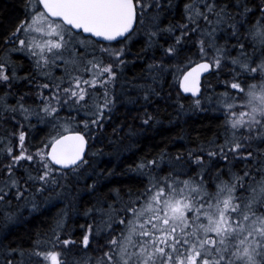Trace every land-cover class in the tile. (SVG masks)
Instances as JSON below:
<instances>
[{
    "label": "snow or ice",
    "instance_id": "obj_1",
    "mask_svg": "<svg viewBox=\"0 0 264 264\" xmlns=\"http://www.w3.org/2000/svg\"><path fill=\"white\" fill-rule=\"evenodd\" d=\"M33 3L39 7L33 9ZM173 6L174 0H27L29 14L5 43L10 42L13 50H25L45 82L37 83L34 76L8 74L5 63L0 62V85L11 89L13 83L23 79L29 86L35 84V99L39 101L32 108L25 99L28 94L21 93L11 105L8 97L15 94H0V118L9 113L15 120L16 114H22L25 120L35 116L38 122L55 124L61 109H65L73 117L82 116L78 123L83 128L102 131L117 103L113 87L118 70L127 63L125 47L121 45H126L138 31L143 32L149 48L159 47L169 58L167 63L154 60L148 64L151 84L133 86L140 92L138 98L147 103L159 96L155 85L170 71L169 65L184 54V45L193 34L196 61L188 58L191 67L187 69L180 64L175 67L179 92L199 96L201 75L219 70L222 64L235 66L232 71L236 75L228 86L236 93L245 92L238 80L240 71L264 74V62L254 65L247 59L249 54L239 41L236 18L226 4L186 0L183 23L162 24L164 14H170ZM248 11L244 5L240 15ZM261 11L264 13V7ZM221 34L223 44L218 42ZM251 35L264 43V24H259ZM234 37L236 44H228ZM162 39L166 47L160 43ZM232 47H238L245 59L231 57ZM53 68L60 69L62 75L48 80ZM247 95L248 111L232 112L234 104L224 102L229 110L224 140L212 150L201 149L202 155L189 157L190 163L200 169L213 161L223 162L224 168L217 165L207 169V177L180 179L172 173L156 174L163 156L141 161L135 171L146 178L143 192L121 206L118 213L111 206L97 207L99 223L95 230L91 225L86 229L79 241L81 251L71 260L67 259L72 255L70 246L77 245V241L60 238L61 220L53 230L52 242L67 250L63 253L65 259H61V252L43 249L38 238L31 249H7L0 264H264V92L257 95L251 89ZM193 104L199 109L201 100ZM150 120L149 115L143 124ZM17 127H21L19 121ZM14 135L16 154L0 140V156L8 157L6 163H0V222L4 223L15 220L11 208L14 201L17 207L30 203L34 210L37 196L47 194L50 198L63 190L64 182L69 177L78 178L75 174L88 164V140L82 132L62 127L33 152L24 147L23 131ZM235 161L244 165L242 174L232 171L230 165ZM21 171L22 176L18 174ZM213 172L215 183L209 190L206 180ZM100 233L105 234L103 250H97L94 258L90 245L96 243Z\"/></svg>",
    "mask_w": 264,
    "mask_h": 264
},
{
    "label": "trees",
    "instance_id": "obj_2",
    "mask_svg": "<svg viewBox=\"0 0 264 264\" xmlns=\"http://www.w3.org/2000/svg\"><path fill=\"white\" fill-rule=\"evenodd\" d=\"M185 2L186 0H174L171 13L166 12L161 23L165 25L169 22L183 23ZM217 3L226 4L228 10L235 16L239 41L244 43L245 51L249 54L247 59L250 63L258 65L264 57V43L253 39L251 34L258 30L259 24H264V13L261 11L264 0H217ZM26 4L27 0H0V62L5 63L8 74L12 73L11 64H14L17 66V71L14 72L18 77L34 76L37 83H43L45 79L37 74L33 63L20 53L14 52L17 50H13L10 42L5 43L16 25L29 14ZM244 5H247L250 11L241 16L240 10ZM169 42H171L170 38ZM218 42L224 43L223 34L218 37ZM236 42L237 38L234 37L227 43L236 44ZM160 43L167 46L163 39ZM121 46L125 47L127 63L118 70L113 87L117 103L112 119L99 132L85 129L80 124L76 127V131L84 133L89 142V152L86 157L88 164L75 174V177H80L81 182L74 185L76 178L69 177L65 183L70 189L65 196L59 197L58 193H53L49 198L44 194L40 196L41 201L36 204L34 210L30 203L17 207L14 201L11 206L15 215L14 222H0V261H3L7 255V249L16 247L31 249L38 238L42 242L43 249L53 248L61 252V259H65L63 253L67 250L54 246L52 242L53 230L56 229L57 221L61 220L62 227L58 230L60 238L70 237L77 241V245L70 246L72 255L67 256V259L71 260L81 251L79 241L86 229L91 225L95 230L94 224H98L94 218L97 207L103 206L107 209L111 206L118 213L121 206L134 199L137 193L143 192L146 178L135 171L137 164L163 156L156 174L163 172L175 174L180 179L194 178L198 176L196 169L199 166L190 163V154L193 158L202 155L201 149L212 150L215 144L221 143L228 135L226 113L229 110L219 104L218 99L220 95L236 92L228 86L236 75L232 71L235 66L223 65L220 70L213 71L204 79L203 93L199 98L201 105L197 109L193 104L197 99L183 97L179 92V82L175 72L177 64L187 69L191 66L188 64V58L193 62L197 59L193 34L184 45V54L169 65L170 71L165 72L158 85H155L159 96L150 98L151 102L147 103L138 98L140 92L133 86L151 84L148 64L154 60L167 63L169 58L163 56L161 48H149L142 31H138L126 41V45ZM230 56L240 60L245 59L240 56L238 47L230 48ZM260 74L240 71L238 80L241 87L247 88L253 85L251 81H256L253 76ZM2 87L0 85V88ZM119 91H122V94H118ZM7 92L15 94L8 97V99L12 98L10 102L14 105L17 96L21 93H27L25 99L31 101L36 93V86L35 84L29 86L20 79L13 83L12 88L7 89ZM206 93L212 95L214 99L205 100ZM130 99H134L135 103L129 102ZM181 104L183 108L180 107ZM58 115L63 118L73 117L65 109H61ZM149 115L152 120L148 124H143V119ZM81 118L82 116H75L73 120L76 119L78 123ZM26 130L28 131L27 146L31 151H35L42 143L51 140L58 133L56 129L46 125L32 126ZM14 133L16 131L13 129V119L10 118L9 113H4L0 118V138L5 140L11 138L12 142ZM177 156L183 159L176 160ZM6 159H8L6 155L0 156V163H5ZM217 165L221 168L225 167L221 161H213L210 165L206 163L203 175L207 177V169H214ZM230 167L235 173H243L244 165L240 161L233 162ZM227 170L225 168V171ZM215 177L216 173L213 172L211 178L206 180L209 190H213ZM55 196L57 200L53 201ZM114 227L118 226L114 225ZM104 235L100 233L96 237V243L90 245L92 249L90 255L94 258L98 255L97 250H103L101 245L104 242Z\"/></svg>",
    "mask_w": 264,
    "mask_h": 264
},
{
    "label": "rangeland",
    "instance_id": "obj_3",
    "mask_svg": "<svg viewBox=\"0 0 264 264\" xmlns=\"http://www.w3.org/2000/svg\"><path fill=\"white\" fill-rule=\"evenodd\" d=\"M32 7H33V9H35V8H37L39 6L36 5L35 3H33L32 4ZM82 38L83 37H81V39ZM90 43H91V41H90ZM102 43H107V42H102ZM261 45H263V44H261ZM96 46L97 45H94L93 44V47H96ZM14 52L20 53L21 55L25 56L29 61H31L33 63V58L25 50L19 49V50L14 51ZM261 56L262 55H260V57ZM104 62L107 63L108 61L105 60ZM261 62H264V58L261 59V61L258 62V65ZM11 66L13 68V71L12 72L17 71V68H16L17 66H15L14 64H11ZM222 66H223V64L221 65V68H222ZM5 71L8 73V71L6 69H5ZM37 73H38V70H37ZM61 75H62V71L60 69L53 68L52 72L49 74V76H48L47 79L48 80H51L52 77L59 78ZM43 78L45 79V77H43ZM254 78L256 79V81H251L252 83L250 82L253 85H251L250 87L248 86L247 88H245V92L243 93V95L241 93L239 95H235L236 92L234 94H226V95L223 94L222 96L220 95V97L218 99V103L219 104H222L223 106H224V102L233 103L234 104V107L231 110L232 112L248 111L249 110V108H248L249 97L247 95V92L249 90H251V89H254L255 92L257 93V95H260L262 92H264V74H260L258 76H253V79ZM93 91L99 92L101 90L100 89H93ZM5 92H7V89H5L4 87L0 88V94H3ZM118 94H122V91H119ZM204 97H205L204 99L207 100V101H212L214 99V97L212 95H209V93H206ZM11 99L12 98H10V99L7 100L8 104H11V102H10ZM26 102L32 108H35L36 105L39 103V101H37L35 99V95L31 99V101H26ZM17 121H19L20 122V125H21V127H19V128L17 127ZM38 125H40V126L46 125L49 128H51V129H56L57 132H59L60 130H62V127H67L70 132H77L76 131V127L79 125V123L76 122V119L73 120V117L71 118L69 116L68 117H64V118L62 116H59V119L56 120L55 124H53V123H50L48 120H44V121L38 122L37 121V118L35 116H33L30 120H25L22 114H16V119L13 120V129H15L16 133L18 131H23L26 134V136H25V142H24V147L29 152H33V151H31L28 148V146H27V134H28V131L26 129L28 127L31 128L32 126H38ZM0 140L3 141V146L4 147L11 146L13 148V154H16V151H17V148H16V145H17V137H16V135H13L12 142H11V138L8 139V140H5L4 138L3 139L0 138ZM7 160L8 159L5 160V163L7 162ZM82 169H80V170H82ZM203 170L204 169H200L199 167H197L196 172H198V175H203ZM18 174L22 176L23 175V171L19 172ZM79 179H80V177L76 178V181H75L74 185H76L77 183H80L81 182ZM213 183H215V179H214V182ZM65 184H66V187L63 190H59L57 192L59 197L62 196V195L65 196L66 193H67V191H68V189H70V187L68 186V184L67 183H65ZM67 196H68V194H67ZM52 200L53 201L54 200H57V196H55ZM39 201H41V198H40V196H37L36 201H35V204L39 203ZM63 201H65L64 198H63ZM32 209H33V207H32ZM94 218H96V220L99 223L100 216L98 214H96ZM12 222H14V221H12ZM94 225H95V228H96L97 224H94ZM47 250L55 251V250H53V248H50V247ZM45 264H50V262H45Z\"/></svg>",
    "mask_w": 264,
    "mask_h": 264
},
{
    "label": "water",
    "instance_id": "obj_4",
    "mask_svg": "<svg viewBox=\"0 0 264 264\" xmlns=\"http://www.w3.org/2000/svg\"><path fill=\"white\" fill-rule=\"evenodd\" d=\"M190 67H191V66H190ZM190 67H189V68H190ZM212 72H213V71H209V72L203 73V74L201 75V77H200V94H199V96L193 97V96H191V94H184V93L180 92L181 95H182L183 97H186V98L199 99V98L201 97L202 93H203V82H204V79H205L207 76H209L210 74H212ZM85 139L87 140L86 136H85ZM88 152H89V142L87 143V145H86V149H85V156H86V157H87V155H88Z\"/></svg>",
    "mask_w": 264,
    "mask_h": 264
},
{
    "label": "bare ground",
    "instance_id": "obj_5",
    "mask_svg": "<svg viewBox=\"0 0 264 264\" xmlns=\"http://www.w3.org/2000/svg\"><path fill=\"white\" fill-rule=\"evenodd\" d=\"M95 39V38H94Z\"/></svg>",
    "mask_w": 264,
    "mask_h": 264
},
{
    "label": "flooded vegetation",
    "instance_id": "obj_6",
    "mask_svg": "<svg viewBox=\"0 0 264 264\" xmlns=\"http://www.w3.org/2000/svg\"><path fill=\"white\" fill-rule=\"evenodd\" d=\"M264 58V57H263Z\"/></svg>",
    "mask_w": 264,
    "mask_h": 264
}]
</instances>
